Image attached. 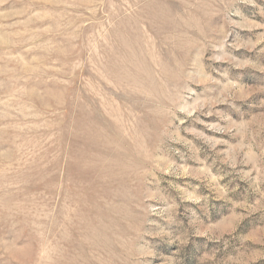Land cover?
<instances>
[{
    "label": "rangeland",
    "instance_id": "1",
    "mask_svg": "<svg viewBox=\"0 0 264 264\" xmlns=\"http://www.w3.org/2000/svg\"><path fill=\"white\" fill-rule=\"evenodd\" d=\"M0 264H264V0H0Z\"/></svg>",
    "mask_w": 264,
    "mask_h": 264
}]
</instances>
